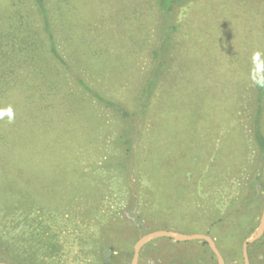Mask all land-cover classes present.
Wrapping results in <instances>:
<instances>
[{
	"label": "rangeland",
	"instance_id": "1",
	"mask_svg": "<svg viewBox=\"0 0 264 264\" xmlns=\"http://www.w3.org/2000/svg\"><path fill=\"white\" fill-rule=\"evenodd\" d=\"M47 1L74 75L132 107L150 63L154 0ZM180 16L154 111L165 114L155 135L170 169L163 177L176 184L161 182L157 200L134 201L133 183L152 189L148 141L130 183L105 166L116 153L114 116L52 61L32 1L0 0V111L14 114L0 118V264H130L138 238L166 226L206 233L224 264H243L242 243L264 208V152L249 121L264 69V0H195ZM201 49L207 55L196 60ZM70 104L80 120L68 119ZM65 161L74 164L60 182L52 169ZM247 252L250 264H264V231ZM137 264L217 261L203 240L156 237Z\"/></svg>",
	"mask_w": 264,
	"mask_h": 264
},
{
	"label": "trees",
	"instance_id": "2",
	"mask_svg": "<svg viewBox=\"0 0 264 264\" xmlns=\"http://www.w3.org/2000/svg\"><path fill=\"white\" fill-rule=\"evenodd\" d=\"M31 1L37 15L39 28L46 41L47 52L52 61H54V63L60 68V70H62L63 73H69V75L73 78L71 79L78 84L81 91H83L90 97L91 101H94L97 104L102 105V107L108 109L114 116L118 124V132L114 135L109 143V145H111V148L116 153H111L112 156H108V159H106L107 161H105V166H108L110 169L120 170V172L126 175V178H130L131 174L137 176V162H140L144 159L141 151L142 145L145 140L146 142L148 141L147 145L146 143L145 145L147 146V153L150 157L148 159V163L149 165L151 164L150 167L153 168L151 171H149L150 177L152 178V189L150 190L148 188L147 190L144 189L143 193L139 192L136 188V182L133 183L132 189H134V192H131V196L134 198V201L138 199H142L144 201L157 200L160 194L159 188L162 187L161 182L171 185L176 184V182L172 181L171 179H164L163 177V175H166L168 173V170L170 169L165 170L163 163H161L160 161L163 154V148L161 149V146L158 143V137L155 138L156 131L158 127L163 124V116L165 115L164 114L163 116H160L158 113L154 112L160 111L162 105V99L160 98L157 100L156 95L161 93V80L170 68L172 54L174 53L176 46L175 35L180 29L179 18L181 17L180 14L182 12V9L185 6H190L192 3H194L195 0H154L155 14L157 15L154 29L155 42L153 40V48L150 50V63L147 69L148 71H146L145 78L140 85L137 96L135 98V103L132 107L126 104H122L114 98L100 94L99 92L88 86L79 76L74 75V71L72 70L70 63L66 60L63 53L58 48L56 32L52 23L51 7L49 6L48 1ZM70 1L71 7H77V3H79V1ZM184 21L186 22L188 20L184 18ZM214 27H216L217 29H214L213 32L223 33L220 26L214 25ZM210 33L211 31H209V34ZM75 37L77 38L78 36L75 35ZM157 38H161V41H159ZM223 40L224 39H219V41L221 42ZM194 49L195 48H193L192 50ZM206 55L207 53H205L201 49L195 55V59L198 57H205ZM188 58L191 59V57ZM40 80L41 78L39 77V82H37V85H40ZM47 81L49 82V80ZM52 87L56 86L53 85ZM252 96L253 98L252 102H250V105H252L253 107V112L250 115L249 121L253 130V143L258 151L264 152V69L262 70V73L253 86ZM160 103L161 105H159ZM174 104L175 103H168L170 107ZM167 109L169 110L170 108ZM65 110H68L69 115L67 117L68 119L70 118L71 122L80 120V118L74 112L76 108L72 107L71 104L68 108H65ZM161 117L162 120H159ZM56 118L57 117L54 116L50 117V119L52 120L51 122L56 121ZM147 131L149 132L147 133ZM160 131L161 130L158 129L159 133ZM214 163L216 162H213V164ZM64 164L65 165L58 162L56 163L55 168L52 169V172L56 170L54 175L58 174V180L60 182L63 181L61 179V173L63 172V170L67 167L69 169L67 170L69 171V173H71L69 166L73 168L74 162L72 163L71 161H65ZM127 179L126 182L129 181L130 183L131 180ZM55 181L57 180H54L52 182V186L56 185L54 184L56 183ZM145 194L148 195V199L145 197ZM250 199L251 198H248L247 201H251ZM166 227V229H171L170 226ZM135 230L137 229L135 228ZM110 237L114 238L113 233L110 234ZM108 238L109 237H106V239ZM203 243L207 245L205 241H203Z\"/></svg>",
	"mask_w": 264,
	"mask_h": 264
},
{
	"label": "water",
	"instance_id": "3",
	"mask_svg": "<svg viewBox=\"0 0 264 264\" xmlns=\"http://www.w3.org/2000/svg\"><path fill=\"white\" fill-rule=\"evenodd\" d=\"M263 231H264V208L261 212L259 224H258L254 234L251 237L246 238L242 243L241 252H242V258H243V264H250L249 258H248V252H247V245L254 242L255 240H257L262 235ZM156 237H167L173 241H189V240H193V239L203 240L207 243L209 248L213 251V253L216 257L217 264H224L222 255H221L217 245L215 244L214 240L212 239V237L210 235H208L206 233L184 234L181 232H176V231L167 230V229H160V230L152 231V232H149L145 235L140 236L138 238V240L133 245V254H132L130 264H137L138 253H139V250L141 249V247L146 242H148L152 238H156Z\"/></svg>",
	"mask_w": 264,
	"mask_h": 264
},
{
	"label": "clouds",
	"instance_id": "4",
	"mask_svg": "<svg viewBox=\"0 0 264 264\" xmlns=\"http://www.w3.org/2000/svg\"><path fill=\"white\" fill-rule=\"evenodd\" d=\"M259 55V54H256ZM4 115H7L9 118V122L14 118V114L11 110V108L7 109L6 111H0V118H2Z\"/></svg>",
	"mask_w": 264,
	"mask_h": 264
}]
</instances>
